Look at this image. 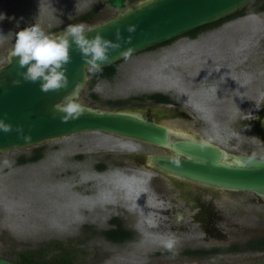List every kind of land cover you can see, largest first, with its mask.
<instances>
[{
  "label": "rangeland",
  "instance_id": "obj_1",
  "mask_svg": "<svg viewBox=\"0 0 264 264\" xmlns=\"http://www.w3.org/2000/svg\"><path fill=\"white\" fill-rule=\"evenodd\" d=\"M135 1L127 0L126 5ZM90 10L94 11L92 19H80ZM116 12L109 0H0L4 16L0 20V66L7 62L15 33L32 23L60 33L70 24H100ZM222 34L220 29H204L197 40L184 34L148 47L119 60L111 79L92 85L93 72L88 71L80 102L100 109L138 112L179 134L264 159V113H257L264 99L261 92L256 96L243 92L241 102L232 72H225V78L231 77L227 93L222 97L217 94L222 90V64L209 58L213 52L217 55ZM164 79L168 84L158 83ZM152 94H162L170 102H153ZM193 98L199 104L194 109L189 107ZM175 108L193 117L174 118ZM137 149L147 155L168 153L102 131L79 132L0 152V255L17 261L22 254L42 260L65 253L73 264H243L264 259V251L243 245L264 237V199L252 192L198 186L138 167L128 156ZM5 160L9 164L5 165ZM97 163L103 168L96 169ZM120 171L130 179L132 173L139 174L140 181L135 183L144 186L140 203L129 201L122 191L110 192L104 176H122ZM98 193H110L109 201L99 202ZM79 194L85 200H74L76 210L73 203L63 200ZM116 209L124 212L123 221L134 241L111 242L100 234L108 227L107 215ZM161 235L176 237L174 251L160 245ZM185 249L217 252L182 253Z\"/></svg>",
  "mask_w": 264,
  "mask_h": 264
},
{
  "label": "water",
  "instance_id": "obj_2",
  "mask_svg": "<svg viewBox=\"0 0 264 264\" xmlns=\"http://www.w3.org/2000/svg\"><path fill=\"white\" fill-rule=\"evenodd\" d=\"M252 0H109L116 14L100 24L90 26L89 36L101 33L109 40H116L119 29L121 47L108 53L102 67L125 58L121 55L129 45L131 54L169 41L189 31L215 22L238 10ZM133 24L129 33L126 26ZM131 36V41L125 38ZM9 54V53H8ZM0 66V117L12 124L10 132H0V152L37 146L49 140L84 131H102L132 138L164 148L168 153H152L146 166L168 176L189 183L229 191L252 192L264 199V159L244 153H234L219 144L179 134L173 128L146 115L128 110H106L82 104L79 118L62 122V113L53 105L80 85L82 94L89 80L88 69L76 45L69 48L70 60L65 65L68 86L57 91L44 92L40 82L26 81L20 75L25 69L18 66L17 58ZM19 80V84H14ZM80 97V96H79ZM22 133L30 135L25 141ZM16 260L0 255V264H16ZM243 264H264V259Z\"/></svg>",
  "mask_w": 264,
  "mask_h": 264
},
{
  "label": "clouds",
  "instance_id": "obj_3",
  "mask_svg": "<svg viewBox=\"0 0 264 264\" xmlns=\"http://www.w3.org/2000/svg\"><path fill=\"white\" fill-rule=\"evenodd\" d=\"M4 18L0 13V20ZM136 26L129 24L126 30L131 33ZM91 31L84 23L68 25L60 33L46 31L39 23H32L15 33L14 44L9 52V59L17 58L18 66L25 69L20 75L26 81L40 82V88L44 92L57 91L68 86L65 65L69 62V48L75 44L82 54L85 67L90 72H99L103 62L108 60V53L112 49L121 47V36L119 29L116 30V40H109L101 33L89 36ZM131 41V36L125 38V42ZM133 51L129 45L123 49L121 55L128 58ZM14 84H19V80H14ZM80 85L76 84L70 93L53 105L54 109L62 113L60 120L67 122L79 118L83 114L84 107L79 99ZM13 126L0 117V132H10ZM18 134H23V139L28 141L30 135L22 133L21 126H16ZM257 139V138H256ZM5 165L9 161H3ZM160 245L167 251L172 252L176 249L177 239L173 235H161Z\"/></svg>",
  "mask_w": 264,
  "mask_h": 264
},
{
  "label": "flooded vegetation",
  "instance_id": "obj_4",
  "mask_svg": "<svg viewBox=\"0 0 264 264\" xmlns=\"http://www.w3.org/2000/svg\"><path fill=\"white\" fill-rule=\"evenodd\" d=\"M264 0H252L243 6H241L235 12H232L228 15L221 17L219 20L197 27L187 34L190 36V40H197L198 35L204 29H220L222 30V35L218 42L219 46L216 50L217 55L212 53V56L209 59L217 60L218 63L222 64L220 73H222V81L219 83L220 91L217 92L219 97L224 96L227 93V82L231 77L225 78V72L233 74L236 85V94L240 98L241 102L243 101V92L252 93L253 96L258 95L261 92V95L264 98ZM234 23L233 26L228 28V25ZM228 28V29H227ZM184 35V34H183ZM181 36V35H180ZM190 41V42H192ZM193 43V42H192ZM195 47V46H194ZM195 54V53H194ZM210 55V53H209ZM215 55V57H213ZM229 65L231 67L229 68ZM223 68V69H222ZM224 74V76H223ZM193 100H195L193 98ZM237 101V100H236ZM235 101V102H236ZM195 106L189 104V107L194 109ZM243 105L239 104V107L242 108ZM172 116L178 118L185 116L192 118L193 115L186 110L175 108L173 110ZM264 113V99L262 100L260 106L257 109V113ZM264 121V116H261ZM256 122V121H255ZM258 124V122H256ZM149 155V154H148ZM143 151L132 150L128 152V156L133 160L136 166L146 168V158L148 156ZM38 159V158H35ZM33 159V160H35ZM101 164L96 165V169H102ZM150 168V167H147ZM198 186H203L195 184ZM208 187V186H206ZM127 211L133 213L131 208H126ZM125 219L124 212L122 210H114L110 212L106 217V225L108 229H118L119 226L126 227L127 222H124ZM134 229H137L133 226ZM135 238L127 239L118 242H130L134 241ZM111 242L112 241L107 239Z\"/></svg>",
  "mask_w": 264,
  "mask_h": 264
},
{
  "label": "trees",
  "instance_id": "obj_5",
  "mask_svg": "<svg viewBox=\"0 0 264 264\" xmlns=\"http://www.w3.org/2000/svg\"><path fill=\"white\" fill-rule=\"evenodd\" d=\"M93 10L87 11L83 14H81L80 19L83 20H89L93 18ZM165 44L168 42H164ZM118 62L111 64L106 67H102L101 71L99 72H93L92 77H91V85L95 83L96 81L100 79H111L113 75L115 74V68ZM150 99L153 102L156 103H168L170 102L169 98L162 95V94H152L150 95ZM104 238L112 240V241H123L127 239H132L134 238V234L132 233L131 230H129L126 227H120L118 229H105L102 230L100 233ZM245 247H250L252 249L258 250V251H264V237L258 239L257 241L254 242H247L243 244ZM230 249L232 250H238V246H231ZM217 252V249H212L209 252H204L200 250H189L185 249L182 250V253L185 254H193V253H215ZM16 264H73L71 259H67V256L65 253L63 254H56L55 256H52V258L49 259H33L31 256H27L22 254V257L15 261Z\"/></svg>",
  "mask_w": 264,
  "mask_h": 264
},
{
  "label": "bare ground",
  "instance_id": "obj_6",
  "mask_svg": "<svg viewBox=\"0 0 264 264\" xmlns=\"http://www.w3.org/2000/svg\"><path fill=\"white\" fill-rule=\"evenodd\" d=\"M174 49V48H173ZM177 49V48H176ZM175 51V50H174ZM174 53V52H173ZM179 55V54H178ZM164 63V62H163ZM176 65V64H175ZM174 66V65H173ZM174 68V67H171ZM170 68V69H171ZM176 70V69H175ZM174 70V72H175ZM172 71V69H171ZM178 71V70H177ZM162 72V71H161ZM170 72V71H169ZM162 74V73H161ZM172 74V73H171ZM170 78V77H169ZM179 78V77H178ZM180 79V78H179ZM183 79V78H182ZM171 80V79H170ZM173 81V80H172ZM169 81H167L166 79H164V81L159 80L158 83H161L163 85L168 84ZM177 82V79L176 81ZM173 82V83H174ZM184 85V84H183ZM182 86V85H181ZM179 87V86H178ZM184 87V86H183ZM181 89V88H180ZM185 89V88H184ZM183 89V90H184ZM219 93V92H218ZM195 102L196 100H192L191 103L192 105L195 106ZM176 130V129H175ZM209 139V138H208ZM131 144L134 143V141H129ZM140 148V147H139ZM121 172V171H120ZM122 176H118L116 174L108 176L105 175L104 176V182L108 181V183L111 185L110 186V192H117V191H122L123 195L130 201V199H135L136 202H141V197H142V192L143 190V182L141 183H135V181H140L138 178L140 177L138 173H132L131 177L132 179H130V177L126 174V173H122ZM105 192V191H104ZM97 199L99 202H105V201H109V196L110 193H98L97 195ZM81 200H85V197L82 195H75V196H68L67 199L63 198V200H65V203L69 204V203H73L74 200L76 198H79ZM100 205V204H99ZM72 208L74 210L78 209L76 206V201L75 203H73ZM127 208V207H126ZM141 215H143V213H140ZM139 214V216H140ZM144 217V216H143ZM147 219V218H146Z\"/></svg>",
  "mask_w": 264,
  "mask_h": 264
}]
</instances>
